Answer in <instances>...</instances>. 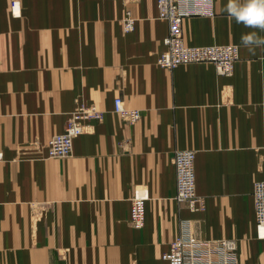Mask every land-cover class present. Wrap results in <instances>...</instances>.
I'll use <instances>...</instances> for the list:
<instances>
[{"label":"crops","instance_id":"1","mask_svg":"<svg viewBox=\"0 0 264 264\" xmlns=\"http://www.w3.org/2000/svg\"><path fill=\"white\" fill-rule=\"evenodd\" d=\"M229 3L183 22L188 45L239 46L233 74L218 75L211 63L158 65L169 25L156 0H0V264H168L163 253L191 229L234 238L232 264H264L253 196L264 179V46L241 40L264 30L238 23ZM117 96L140 110L137 122L113 111ZM78 101L103 120L69 157H48ZM179 149L196 151L204 210L176 199ZM138 191L142 228L130 222ZM200 256L187 264H207Z\"/></svg>","mask_w":264,"mask_h":264},{"label":"built area","instance_id":"2","mask_svg":"<svg viewBox=\"0 0 264 264\" xmlns=\"http://www.w3.org/2000/svg\"><path fill=\"white\" fill-rule=\"evenodd\" d=\"M131 2L134 0H125ZM158 17L168 22L169 28L163 38L164 48L157 57V63L163 68L173 69L184 64L211 63L215 66L218 75H231L239 59V46L237 44L187 45L183 33V22L188 17H213L215 15L214 0H156ZM15 15H19L15 13ZM136 18L130 9L123 17V28L126 32L134 31ZM114 110L128 123L141 118L138 109L126 106L122 96L114 100ZM104 112L96 104L79 103L73 116L61 133L52 136L49 142L51 157L64 158L70 156L74 140L83 134L86 121L102 120ZM196 151L193 149H179L173 154V164L176 173V199L186 203L193 210H204L206 199L197 193ZM255 217L260 229H264V179L257 180L253 190ZM146 193L139 191L132 199L130 222L135 228H142L146 220ZM190 232L181 231L172 241L170 249L163 253L168 264H187L188 259L202 255L211 262L212 252L224 254L218 264H232L236 261L235 252L237 243L235 239L224 238L215 240H198L189 235Z\"/></svg>","mask_w":264,"mask_h":264},{"label":"clouds","instance_id":"3","mask_svg":"<svg viewBox=\"0 0 264 264\" xmlns=\"http://www.w3.org/2000/svg\"><path fill=\"white\" fill-rule=\"evenodd\" d=\"M228 11L238 23L264 30V0H246L243 6H238L236 0H230ZM241 40L245 46H264V38L258 37L256 33L243 35Z\"/></svg>","mask_w":264,"mask_h":264},{"label":"rangeland","instance_id":"4","mask_svg":"<svg viewBox=\"0 0 264 264\" xmlns=\"http://www.w3.org/2000/svg\"><path fill=\"white\" fill-rule=\"evenodd\" d=\"M239 54H240V52H239ZM240 56V55H239ZM240 58V57H239ZM239 60V59H238ZM237 60V61H238ZM83 101H78L77 102V104H76V106H75V108L69 113V116H68V120H67V122H66V124H65V127H66V125L68 124V122L70 121V118L73 116V112L75 111V109L78 107V105H79V103H82ZM83 103H86V104H94V103H87V102H83ZM97 106V105H96ZM99 107V106H98ZM101 109V108H100ZM102 110V109H101ZM103 111V110H102ZM113 111L115 112V110H114V107H113ZM104 112V111H103ZM116 113V112H115ZM118 114V113H117ZM119 115V114H118ZM104 118V117H103ZM103 120V119H102ZM92 121H101V120H88V121H86V123L88 124L89 122H92ZM137 122V121H136ZM134 123V122H133ZM87 124H86V126H87ZM64 130H65V128H64ZM63 130V131H64ZM85 132H86V130H85ZM84 132V133H85ZM61 133V132H60ZM58 134V133H57ZM82 135V134H81ZM79 137V136H78ZM52 138V137H51ZM51 138L49 139V141H48V144H47V153H48V157H50V158H54V157H51L50 156V154H49V142H50V140H51ZM74 148V147H73ZM72 152H73V150H72ZM72 152H71V154H72ZM70 154V155H71ZM69 157V156H68ZM56 158V157H55ZM64 158H67V157H64ZM197 174V173H196ZM197 193H198V191H197Z\"/></svg>","mask_w":264,"mask_h":264},{"label":"bare ground","instance_id":"5","mask_svg":"<svg viewBox=\"0 0 264 264\" xmlns=\"http://www.w3.org/2000/svg\"><path fill=\"white\" fill-rule=\"evenodd\" d=\"M124 1H125V0H124ZM125 2H126V1H125ZM185 43H186V42H185ZM186 44H187V43H186ZM187 45H188V44H187ZM209 45H212V44H209ZM213 45H214V44H213ZM187 65H188V64H187ZM176 67H177V66H176ZM141 194H142V193H141ZM256 221H257V219H256ZM189 235L195 237V238L198 240V242L201 241V239H203L202 237H200V235L196 234V232H194L192 229H191ZM222 239H224V238H222ZM225 239H226V238H225ZM230 239H234V238H230ZM236 243H237V241H236ZM162 257H163V255H162ZM197 257H199V256H197ZM165 260H166V259H165ZM210 264H215V263L211 261Z\"/></svg>","mask_w":264,"mask_h":264}]
</instances>
